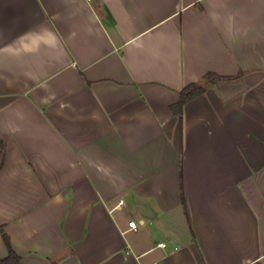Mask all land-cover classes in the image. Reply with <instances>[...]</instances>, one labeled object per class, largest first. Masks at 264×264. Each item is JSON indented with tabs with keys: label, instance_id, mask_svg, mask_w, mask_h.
<instances>
[{
	"label": "crops",
	"instance_id": "0c3cea01",
	"mask_svg": "<svg viewBox=\"0 0 264 264\" xmlns=\"http://www.w3.org/2000/svg\"><path fill=\"white\" fill-rule=\"evenodd\" d=\"M3 235L20 264H264V0H0Z\"/></svg>",
	"mask_w": 264,
	"mask_h": 264
},
{
	"label": "trees",
	"instance_id": "16d2710c",
	"mask_svg": "<svg viewBox=\"0 0 264 264\" xmlns=\"http://www.w3.org/2000/svg\"><path fill=\"white\" fill-rule=\"evenodd\" d=\"M212 79H219L214 74H206L204 82H211ZM204 86L200 84H191L185 87L179 95V102L175 106L174 111L180 113L183 105L189 100L201 95L204 92ZM4 243L8 249V255L4 259H0V264H20V258L11 250L7 236L3 235Z\"/></svg>",
	"mask_w": 264,
	"mask_h": 264
},
{
	"label": "built area",
	"instance_id": "2783aa9c",
	"mask_svg": "<svg viewBox=\"0 0 264 264\" xmlns=\"http://www.w3.org/2000/svg\"><path fill=\"white\" fill-rule=\"evenodd\" d=\"M122 201H120L118 204H117V206L116 207H120L121 205H122ZM128 227H129V229H132V230H135L136 229V224H135V222H129L128 223ZM165 245L163 244V243H159L158 244V247H160V248H163ZM154 264H159V263H154Z\"/></svg>",
	"mask_w": 264,
	"mask_h": 264
},
{
	"label": "rangeland",
	"instance_id": "374dc122",
	"mask_svg": "<svg viewBox=\"0 0 264 264\" xmlns=\"http://www.w3.org/2000/svg\"><path fill=\"white\" fill-rule=\"evenodd\" d=\"M215 79H212L211 81H214Z\"/></svg>",
	"mask_w": 264,
	"mask_h": 264
}]
</instances>
